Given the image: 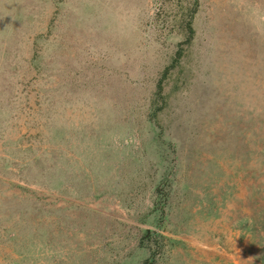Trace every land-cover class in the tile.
Here are the masks:
<instances>
[{
  "label": "rangeland",
  "instance_id": "1",
  "mask_svg": "<svg viewBox=\"0 0 264 264\" xmlns=\"http://www.w3.org/2000/svg\"><path fill=\"white\" fill-rule=\"evenodd\" d=\"M0 0V264H264V0Z\"/></svg>",
  "mask_w": 264,
  "mask_h": 264
},
{
  "label": "trees",
  "instance_id": "2",
  "mask_svg": "<svg viewBox=\"0 0 264 264\" xmlns=\"http://www.w3.org/2000/svg\"><path fill=\"white\" fill-rule=\"evenodd\" d=\"M176 7V11L173 13V19L179 18L178 25L173 26L179 29L182 34L185 35L186 40L182 44H188L193 39L192 21L198 10L197 0H164Z\"/></svg>",
  "mask_w": 264,
  "mask_h": 264
}]
</instances>
